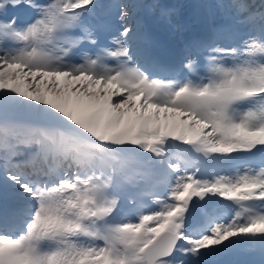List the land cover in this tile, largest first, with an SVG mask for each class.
<instances>
[{
  "label": "snow or ice",
  "instance_id": "1",
  "mask_svg": "<svg viewBox=\"0 0 264 264\" xmlns=\"http://www.w3.org/2000/svg\"><path fill=\"white\" fill-rule=\"evenodd\" d=\"M199 7L227 23L162 77L144 14L173 7L0 0V264H264V0Z\"/></svg>",
  "mask_w": 264,
  "mask_h": 264
},
{
  "label": "rangeland",
  "instance_id": "2",
  "mask_svg": "<svg viewBox=\"0 0 264 264\" xmlns=\"http://www.w3.org/2000/svg\"><path fill=\"white\" fill-rule=\"evenodd\" d=\"M192 1H199L201 3V5H205V1L206 0H140V2L145 3V4H153V3H159V4H164L166 5V3L169 4L170 7L175 8V13L172 17V23L171 25H168L167 23L161 21L158 19V10L156 13L151 14L149 16H151L152 18L155 19V21L157 22V25L160 26V28H162L164 31H166V33L168 32L170 35L169 37L173 40H177L178 43L180 42V38L182 35H184V32L186 31L187 27L185 26V24L183 23L184 20L182 18V13L184 12L185 8L188 7L187 5L192 2ZM211 3H217L218 0H210ZM39 2H45V0H39ZM256 3H259V0H255ZM211 14L213 16V21L215 23H220L221 25H224L227 23L226 17L223 13L222 10L219 9H212L211 10ZM148 17V16H147ZM185 27V28H184ZM217 40L220 44L222 45H229L231 44L233 41L229 38L228 34L225 32H221V34L217 37ZM73 61H79V57L76 58ZM180 79H185L187 78L185 74H181L179 76ZM114 99H118V98H114ZM207 131V130H206ZM244 155L245 157H248L250 154L248 153H239ZM144 155H150L149 153H145ZM247 167H253L252 165V159L248 160L246 159L245 162H243L240 166H239V171L242 173L243 171H245V169ZM259 167V166H258ZM189 171L191 172L192 169H189ZM236 171H221L220 174L222 175H228V176H233L235 175ZM122 195H126V194H122ZM195 199V198H194ZM127 204V200L122 199L121 200V206ZM148 204L150 206L149 209H145V212H148L149 210H156L157 209V205L152 203L151 201H148ZM226 218H230V217H226Z\"/></svg>",
  "mask_w": 264,
  "mask_h": 264
},
{
  "label": "bare ground",
  "instance_id": "3",
  "mask_svg": "<svg viewBox=\"0 0 264 264\" xmlns=\"http://www.w3.org/2000/svg\"><path fill=\"white\" fill-rule=\"evenodd\" d=\"M200 5H201V3L199 1L190 2L187 5L188 7H186L184 12L182 13V18L184 20L183 23L187 27V30H189L190 27L194 26V24L197 22V19L199 17V13L201 11L205 10V8L199 7ZM144 20H145V24H146L147 29L161 30V28L157 24L153 25V23H154L153 20H150V21L147 20L146 16L144 17ZM167 34L170 35L168 32H167ZM184 40H185V38H183V41ZM181 147H183V145H181ZM121 208L123 210H125L127 208V206L123 205V206H121ZM234 259H238L240 261L246 262V264H260L262 257H261V254L259 251H254V252H250V253H246V254H240V255L234 257Z\"/></svg>",
  "mask_w": 264,
  "mask_h": 264
}]
</instances>
